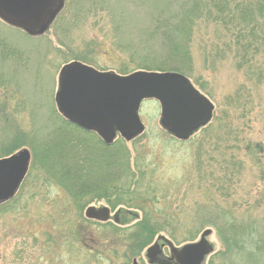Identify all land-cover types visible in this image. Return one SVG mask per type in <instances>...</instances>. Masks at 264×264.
Listing matches in <instances>:
<instances>
[{
    "label": "rangeland",
    "instance_id": "1",
    "mask_svg": "<svg viewBox=\"0 0 264 264\" xmlns=\"http://www.w3.org/2000/svg\"><path fill=\"white\" fill-rule=\"evenodd\" d=\"M67 3L40 37H30L0 21V41L29 59L27 62L23 57V63L14 64L0 57V140L6 138L5 147H11L16 135L19 149L31 153L29 143L33 139L45 142L60 126L54 94L63 65L77 61L99 72L120 75L119 69L128 58L116 42L126 49L153 44L147 60L151 64L164 61L159 52L162 36L153 35L151 28L158 14L167 12L166 0ZM178 28L186 30L188 26L185 23ZM226 41L227 37L219 35L205 20L192 27L189 79L214 107L206 131L201 128L188 139L177 140L160 127L157 102L144 100L137 111L142 133L128 142L116 139L128 152L129 172L133 173V161L141 160L138 168L144 173V181L150 182L151 195L146 197L138 190L127 205L111 208L100 200L78 212L58 186L45 183L41 173L34 172L0 209V264H131L133 259L137 264H152L145 254L157 238L163 237L178 249L197 241L204 229L211 231L207 241L215 253L221 250L215 231L197 226L201 217L196 211L207 203L213 206L212 211H223L237 222L262 221L264 80L257 84L235 69L232 55L224 47ZM218 122L226 132H220L217 139L209 130ZM68 128L77 146L90 148L89 156L101 162L98 139L91 135L85 139ZM196 153L202 155L198 170L194 166ZM233 163L237 167H232ZM88 206L108 209L109 220L86 219L83 212ZM211 209L205 208L207 215H212ZM142 219L146 226L158 230L151 236L144 235L142 242H137L139 249L132 250V243L125 240L141 236L137 224ZM169 253L170 249L164 247L162 257L168 258ZM155 262L162 264L160 260Z\"/></svg>",
    "mask_w": 264,
    "mask_h": 264
},
{
    "label": "trees",
    "instance_id": "2",
    "mask_svg": "<svg viewBox=\"0 0 264 264\" xmlns=\"http://www.w3.org/2000/svg\"><path fill=\"white\" fill-rule=\"evenodd\" d=\"M67 1L66 6L70 0ZM84 1L86 0H77L79 5ZM166 3L164 9L168 8L167 12L158 14L151 28L153 35L162 36L163 43L159 52L164 55V61L160 64H151L147 60L151 56L153 44H137L126 49L123 44L116 42L115 44L128 58L127 63L122 64L119 69L120 75L136 71L175 72L189 78L192 73L190 53L192 27L205 20L214 25L219 35L227 37L224 47L232 55L235 69L257 84L264 80V0H166ZM170 9L173 12L167 14ZM185 23L188 29L178 28ZM23 55L22 51L0 41V57L3 60L21 64L24 57V61L28 62V57ZM59 123L60 126L51 132L52 135L47 141L39 142L33 139L29 143L32 161L27 178L34 172H40L43 181L58 186L78 212L87 204L100 200L108 203L111 208L120 204L127 205L132 197L135 198L138 190H142L146 197L151 195L150 182L144 181V173L138 168L140 167L138 162L141 160L133 161L132 172L135 173L129 172V156L122 141L116 140L112 145L105 146L97 140V145L101 148V162H98L89 156L90 148H79L78 141L72 140L67 130H71L68 127H72L85 139L89 135L95 136L69 125L61 117ZM207 127L203 128L204 131ZM220 132L222 134L226 132L220 123L209 130L210 135L216 136L217 139L218 135H222ZM18 138L16 135L13 137L11 147L4 146L3 141L6 138L0 140V158L9 156L19 149ZM83 142L86 143L87 140ZM115 145L117 147L113 152H107ZM201 156L200 153L195 155L196 170L201 166ZM235 163L231 166L237 167ZM4 207L5 204L1 205L0 209ZM205 208H212L209 210L212 215H207ZM212 210L213 206H208V203L198 208V211L195 210L196 216L201 217L197 222L198 229L205 226L212 228L221 244V250L210 255L205 264H264V218L262 221L237 222L229 219L223 211L219 213ZM219 215L222 216L221 220L218 218ZM137 225L141 236L125 240L132 243V250L139 249L137 242L138 244L142 242L144 235L151 236L158 230L146 226L143 219Z\"/></svg>",
    "mask_w": 264,
    "mask_h": 264
},
{
    "label": "water",
    "instance_id": "3",
    "mask_svg": "<svg viewBox=\"0 0 264 264\" xmlns=\"http://www.w3.org/2000/svg\"><path fill=\"white\" fill-rule=\"evenodd\" d=\"M65 0H0V21L27 35L41 36L63 8ZM151 99L160 108L159 125L177 140H186L212 118L213 104L196 91L189 79L173 72H134L127 76L99 73L79 62L62 66L54 102L59 114L72 125L94 131L110 145L118 133L126 142L138 136L143 126L137 116L141 101ZM30 153L21 148L0 158V205L11 200L22 184L30 164ZM107 209L89 207L87 219L105 221ZM201 233L197 242L171 249L177 264H201L212 248ZM154 245L146 252L153 260ZM132 264H137L135 260Z\"/></svg>",
    "mask_w": 264,
    "mask_h": 264
},
{
    "label": "flooded vegetation",
    "instance_id": "4",
    "mask_svg": "<svg viewBox=\"0 0 264 264\" xmlns=\"http://www.w3.org/2000/svg\"><path fill=\"white\" fill-rule=\"evenodd\" d=\"M98 209V208H97ZM109 220V216L108 218L106 219V221ZM154 245H157L158 246V253L157 255L154 257L153 260H160L162 262V264H175V261H174V257L173 256H170L168 258H164L162 257V250L164 247L167 246V244L163 241L162 243L159 242V243H155ZM146 255V254H145ZM156 264V262L154 263Z\"/></svg>",
    "mask_w": 264,
    "mask_h": 264
}]
</instances>
